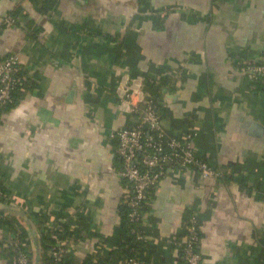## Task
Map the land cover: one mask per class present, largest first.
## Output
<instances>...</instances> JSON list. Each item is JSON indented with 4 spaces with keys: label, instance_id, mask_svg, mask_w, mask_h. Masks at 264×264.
Here are the masks:
<instances>
[{
    "label": "crops",
    "instance_id": "1",
    "mask_svg": "<svg viewBox=\"0 0 264 264\" xmlns=\"http://www.w3.org/2000/svg\"><path fill=\"white\" fill-rule=\"evenodd\" d=\"M15 10L34 25L4 28L0 59L17 55L36 84L0 111L10 196L38 215L76 211L78 262L115 248L127 183L110 135L130 118L114 86L121 75L155 80L181 69L176 85L161 88L162 126L174 136L194 127L198 153L221 175L168 171L150 191L143 261L182 264L169 239L196 208L201 264H264V92L241 70L264 64V0H0V17ZM16 212L35 249L32 213ZM9 234L0 224V245Z\"/></svg>",
    "mask_w": 264,
    "mask_h": 264
},
{
    "label": "built area",
    "instance_id": "2",
    "mask_svg": "<svg viewBox=\"0 0 264 264\" xmlns=\"http://www.w3.org/2000/svg\"><path fill=\"white\" fill-rule=\"evenodd\" d=\"M20 19L11 16L0 17V26L12 27ZM22 69L21 60L17 55H7L0 60V109L7 106L13 101V92L20 86L19 71ZM248 80L254 79L256 75H264V64L245 65L241 68ZM181 73V69H175L170 72H163L155 78V84L163 88L160 84L161 75L174 74L176 77ZM147 78L129 77L121 75L114 86V93L119 102L120 111L125 113L129 118V125L110 135L111 138L117 137L118 144L116 154L122 162V177L126 181V186L122 191L121 203L129 207L128 213L130 220L140 218V208L142 202L150 194V188L157 187L165 176L166 171L175 172L192 171L201 177H214L221 175L216 172L212 163H205L196 157V129L189 127L183 134L174 136L169 134L161 123V118L155 110V100L148 92L144 91V85ZM23 90V88H19ZM143 104L141 108L139 105ZM136 115V117H134ZM165 141V143H164ZM164 146L171 151L167 153ZM165 165L168 166L167 169ZM3 183L0 180V197L4 195ZM6 202L0 203V216H14L16 211L31 212L34 218V211H29L28 206L21 199L9 196ZM67 217L75 215L76 211L68 208ZM64 212V214L66 213ZM197 209L192 208L183 221L182 241L178 248L184 250L180 259L184 264H200L202 256L193 251V244L198 241ZM46 214L45 225H50L57 218L65 221L60 215ZM73 228V227H72ZM19 237V238H18ZM51 237L56 239L50 249L49 264H62V255L72 250L76 242L73 241L72 235L62 238L60 230L52 228ZM139 238H141L139 236ZM169 242H171L169 240ZM30 237L23 229L19 236L11 232L9 238L2 244L3 246H17L18 244L27 245ZM35 258H32L28 252L19 251L13 258L12 264H36V256L39 255V249L35 248ZM138 259V258H136ZM131 264H139L137 260H129ZM39 264V261L38 263Z\"/></svg>",
    "mask_w": 264,
    "mask_h": 264
},
{
    "label": "trees",
    "instance_id": "3",
    "mask_svg": "<svg viewBox=\"0 0 264 264\" xmlns=\"http://www.w3.org/2000/svg\"><path fill=\"white\" fill-rule=\"evenodd\" d=\"M8 16L20 19V21L18 20L19 22L16 25L25 24L27 27L29 25H34V22L28 17V15L21 10H15L11 12L10 14H8ZM4 28H6L5 25L0 26V33L2 32ZM26 29H27L28 35L31 37H35L38 34L37 29L35 30L33 28H26ZM104 37H106L105 39L112 40V41H115V38H116L110 35H104ZM18 77H20L19 88H23V90L19 88L15 89L13 92V101L7 106L0 109V111L9 110L13 108L14 106H16L18 103H20V101H22L25 98L27 92H29L35 87L36 83L27 76L26 71L23 69V67L21 71H19ZM180 77H181V73L178 75V77H176L174 74L161 75L160 84L161 86H166L167 88H169L173 84L176 85L177 79H179ZM248 82L253 92L255 93L264 92V75H256L254 79H251ZM143 89L145 92H148L155 100H157L155 104V110L159 114L160 108L162 107V100H163L162 99L163 93L160 90L159 85L155 84L154 80L147 79ZM142 106L143 104H140L139 108H141ZM134 117H136V115H134ZM113 139H114L113 145L115 147V153H116L118 139L117 137H114ZM164 148L167 153L171 151L166 146H164ZM116 156L119 158L117 154ZM196 157L200 161H204L205 163H211L204 156H200L198 151L196 153ZM167 167L168 166L165 165L166 169ZM167 173L168 172L166 171V174ZM153 188H150L149 190L151 191ZM3 192H4V195L0 197V203L8 201L7 197L10 196L5 186H3ZM149 196L150 194H148V197L146 198V200L142 202L141 208L139 210L140 218L137 220H130L128 216V213L130 211L129 207H127L123 203H120L119 213L121 214L122 219H123V233L125 235V238L115 248L102 249L100 251H97L93 255L86 256L80 262L74 259L72 250H69L67 253L62 255L61 263L62 264H131L129 260L134 259V260H137L139 264H145L143 261V256L144 255L146 256L149 254V245L147 243V240L145 239V230L143 227L142 220L144 219L149 209L148 208ZM56 216L60 217V215H57V214ZM46 217L47 215L43 213L39 215L38 214L34 215V220L37 226V237L35 238V243L37 245L36 248L39 249V255H38L39 264H49V261L51 259L50 249L56 241V239L51 237L52 228H56L60 230V234L62 238H67V236L72 235L74 242H77L81 236L79 234V229L81 228V226L79 223H77V221H74L71 216H68L69 218L66 219L65 221H62V219L60 220L59 218H57L50 225L51 227H47L45 225ZM0 224L6 227H9L10 232L13 235L19 236V232L23 230L22 229L23 220L22 218H20L19 214H16L14 216L7 215L5 217L0 216ZM197 226L198 227L196 230H197L199 239L196 243L193 244V251L201 254L200 253V231H199V225ZM139 236L141 238H139ZM169 240L171 241L170 243L172 245H174L175 247H178L179 243L182 241V236L180 235L173 236ZM1 245H0L1 246L0 257L6 258L8 264H12L13 258L16 256V254L19 251L28 252L32 258H35L36 252H35V249L31 247L30 243H28L27 245L18 244L17 246H13V245L3 246V244ZM178 250H179V258H180L182 257L184 250L181 248H178ZM180 262L184 264L181 259H180Z\"/></svg>",
    "mask_w": 264,
    "mask_h": 264
},
{
    "label": "water",
    "instance_id": "4",
    "mask_svg": "<svg viewBox=\"0 0 264 264\" xmlns=\"http://www.w3.org/2000/svg\"><path fill=\"white\" fill-rule=\"evenodd\" d=\"M38 261H39V256L37 255L36 256V264L38 263Z\"/></svg>",
    "mask_w": 264,
    "mask_h": 264
}]
</instances>
